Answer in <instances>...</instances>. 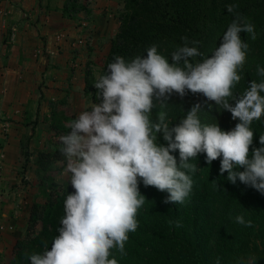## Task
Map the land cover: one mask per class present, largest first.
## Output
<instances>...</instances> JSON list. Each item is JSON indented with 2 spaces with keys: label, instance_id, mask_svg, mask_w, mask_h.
Listing matches in <instances>:
<instances>
[{
  "label": "clouds",
  "instance_id": "obj_1",
  "mask_svg": "<svg viewBox=\"0 0 264 264\" xmlns=\"http://www.w3.org/2000/svg\"><path fill=\"white\" fill-rule=\"evenodd\" d=\"M236 7L226 6L229 13ZM242 32L255 40V25L235 13L211 56L199 51V41L183 36V45L171 53V63L155 44L146 49V56L114 57L93 83L100 103L81 111L66 124L70 131L59 136L61 176L74 191L63 201L59 235L52 238L51 250L48 241H42L41 251L24 254L28 264H118L109 258L111 250L126 255L125 242L137 230V212L145 203L139 183L167 192L165 203L182 204L193 187L189 173L197 170L190 160L200 153L206 154L208 164L222 157L220 175L227 172L232 184L239 180L264 194V135L259 137L261 146L249 152L254 137L250 126L264 115V67H257L259 83L252 80L243 93L233 91L250 51ZM196 57L204 58L193 62ZM188 92L203 94L239 123L229 131L218 123L202 124L200 103L175 126L166 122L165 111L155 121L150 119L154 102L163 107L172 95L183 98ZM158 134L166 146L157 142ZM176 150L179 164L171 154ZM236 222L251 227L243 216L238 215ZM175 224L180 226L179 221ZM240 264L255 260L242 259Z\"/></svg>",
  "mask_w": 264,
  "mask_h": 264
},
{
  "label": "trees",
  "instance_id": "obj_2",
  "mask_svg": "<svg viewBox=\"0 0 264 264\" xmlns=\"http://www.w3.org/2000/svg\"><path fill=\"white\" fill-rule=\"evenodd\" d=\"M231 4L237 5L234 13L227 11L226 6ZM83 8L77 0H65L62 14L73 18ZM235 13L242 14L254 24L256 33L255 40L249 33H240L242 40L249 44L250 51L242 69L238 70L242 79L233 91L243 93L252 80L259 83L262 79L257 74V67H264V0H124L118 29L107 52L96 60L101 67L98 77L106 73L107 65L113 62L115 56H123L126 60L137 55L146 56V49L153 44L171 63V53L183 45V36H187L189 41H199V51L204 53V57L211 56L213 50L219 47ZM9 32L12 34L15 31L12 28ZM204 57L193 58V62ZM88 78L85 80V91L94 94L97 90ZM154 103L156 107L150 119L155 121L157 114L165 111L169 126L179 124L196 103L202 105L198 113L202 124L218 123L222 130L229 131L239 123L238 119H232L230 112L216 107L214 101H207L201 93L188 92L183 98L174 94L163 107L160 102ZM250 128L254 132L253 145L249 149L251 155L253 147L261 146L259 137L264 135V115L254 120ZM50 130L57 137L70 131L54 121ZM157 142L166 146L162 134H158ZM60 147L38 150L35 156L36 170L48 180L50 187L56 185L54 175L63 168V165L53 166L64 160ZM171 154L179 164V150ZM190 163L197 165V170L189 173L193 187L182 204L165 203L167 192L139 183L145 203L138 209V228L128 234L125 252L141 249L139 256L142 264H216L218 257L220 264H240L242 259L246 261L250 258H254L255 264H264V194L239 180L235 184L229 182L227 172L220 175L218 159L208 164L205 153L198 154ZM73 191L69 183L62 191L52 189L42 203L32 204L28 235L16 240L12 256L6 264H28L24 254L41 251L42 241L45 240L51 250L52 238L59 235L56 228L63 215V201ZM238 210L239 216H243L246 222L251 221V227L236 222ZM176 221H179V227ZM211 229L214 231L211 236L214 237V248L210 245ZM117 251L112 249L109 258H113Z\"/></svg>",
  "mask_w": 264,
  "mask_h": 264
},
{
  "label": "rangeland",
  "instance_id": "obj_3",
  "mask_svg": "<svg viewBox=\"0 0 264 264\" xmlns=\"http://www.w3.org/2000/svg\"><path fill=\"white\" fill-rule=\"evenodd\" d=\"M14 1L16 0H0L1 63H4L6 61H14V63L17 64V60H21L19 59L20 56L16 50H9L17 37V35L15 34L16 32L12 33V35L9 32L12 31V27L9 26V17L11 15L10 8H13L12 14L19 12L18 10H16V5L20 3V1L17 0V4ZM30 2L31 3H28L30 5H26H28V11H37L38 18H36V23H38L39 21H47L46 24H50L52 22L49 28L53 27V29L48 33H52L55 36L56 41L57 34L67 30L66 28L57 29V22L63 21V18H66L69 20V22L75 23L77 25H81L82 22H86L87 29L85 33L88 36V40L84 49L89 46V43L92 40V26L96 25V19L93 17V7H97L98 9L106 8L104 6L105 0H77L78 5L84 8L75 13L73 18H70L65 14V16H63L62 14V6L65 0H30ZM116 2L117 3H115L112 7L111 4L107 6V12L111 15L108 20L111 21L109 24L112 30L113 28L115 29L117 27V22L119 26V18L121 13L124 11V0H116ZM32 4L34 5L32 6ZM6 10L9 11V13L6 12V15L2 14ZM46 15L49 16V18H46ZM42 24L45 26L44 23ZM13 30L15 31L16 29ZM36 31L38 32L39 30ZM38 35L40 36V33H38ZM106 39L111 40L112 38L110 37ZM105 40L102 42L103 47L102 45H100L98 49L100 53L98 54L99 57H101V55H103L104 52L106 53L108 50L107 49L106 51H104V48L106 47ZM40 46L41 45L35 44L34 46H32V50H35ZM79 48L83 49V47H76L75 49ZM35 60H39V58H35ZM94 60L95 59L93 57L91 60H89V62L93 63ZM89 62L86 64L85 70L87 72L89 71V69H91V74L89 75L88 79L91 81V83H94V78L96 79L100 74L101 67L94 64L91 66ZM13 67L14 66L8 67L7 70H10ZM18 74L20 75V72H18ZM22 82H24L23 78L17 76L14 82L15 92L13 94L16 96L14 97L15 99L12 98L9 99V101L6 100L8 95L6 86H0V101H2L3 103H9L7 104V107L10 106L11 109L15 106H19L12 110L24 111L26 115V117L24 118H26V121H28V123H24L21 120L11 118L10 116H4L2 113H0V134L2 135V138L0 137V264L8 263L12 256V249L16 240L18 238H25L28 235V219L32 204L34 202L42 203L45 200L46 195L52 189L62 191L69 184L67 178L61 176V171L60 173L54 175L56 185L54 187H50L48 180L42 175V173L37 172L36 166L33 161L35 160L36 153L38 150H40V148L49 150L55 148L56 146H60L58 138L59 136H54L50 130L51 122H59L62 126H66V124L69 121L75 119L77 115H66L65 108L64 106H62V102H58L62 101L63 99L58 100V96L53 97L51 95L52 93H50L51 91L45 92L42 88L47 87L45 84L29 85V83L24 84ZM7 85L10 88L13 86L11 81H9ZM29 91H31V98L28 99L27 103H25V100L22 102L20 100L21 96ZM4 95L6 97H4ZM51 97L55 99H51ZM91 99H94L96 101V95H90L88 100L91 101ZM97 101V103H100L99 100ZM23 104L24 109H22ZM91 107L92 105H90L87 101L85 105L82 104L81 107L78 108V111L81 112L84 110H91ZM10 121L23 124V126H25L28 130L22 133L23 136L21 137V143H18V145H16L18 149L17 151H15V156L17 155L18 161L16 160L15 163L12 160L11 163L5 164L4 150L6 149V147L3 144L7 142L8 135L10 134ZM8 126L9 128H7ZM234 127L235 125H233L230 130L234 129ZM14 149L15 147L12 148L13 151ZM221 159L222 157L218 158V164ZM61 162L62 161L56 162L53 166L60 167L63 165L64 167V163ZM24 200L27 202H23ZM217 207L218 206L216 204L214 206L215 212ZM236 214L241 215L239 213V210L236 212ZM210 232V245L212 248H214V237H211L212 235H214V231L211 229ZM140 252L141 249H139L138 252L126 251V255H121L119 251H117L113 258L117 259L118 264H142L141 256H139Z\"/></svg>",
  "mask_w": 264,
  "mask_h": 264
},
{
  "label": "crops",
  "instance_id": "obj_4",
  "mask_svg": "<svg viewBox=\"0 0 264 264\" xmlns=\"http://www.w3.org/2000/svg\"><path fill=\"white\" fill-rule=\"evenodd\" d=\"M16 1L14 2L16 3ZM18 1H20V3H18L19 5L16 3V10L19 12L12 14L13 8H10L11 15L9 17V26H11L13 29H16L15 34L17 37L9 50H16L20 56L19 59L21 60H17V64H15L14 61H6L4 63L0 62V86H6L8 90L6 100L9 101V99H12L16 96L13 95L15 92L14 82L18 76L23 78L24 82L22 83L24 84H45L47 87H42L45 92L51 91L50 93H52L51 95L53 97L58 96V100L63 99L62 101L58 102H62V106L65 108L66 115H78L80 113L78 108H80L82 104L85 105L87 101L90 105L97 103V100H88L90 95L94 96L96 93L92 94L91 92L85 91L86 77H89L91 74V69L86 72L85 67L89 60H91L93 57L95 60L100 58L98 55L100 54L98 51L100 45H102V42L106 38H113L117 31L118 22L116 23L117 27L115 29L113 28L112 30L109 24L111 21L108 20L111 15L107 12V6L110 4L111 7L114 6V4L117 3L116 0L115 2L114 0H105L104 6L106 8L104 9L93 7V17L96 19V25L92 26V40L89 43V46L85 49H75L74 47H71V38H67L65 40L66 43L64 42V44L57 42L55 36L52 33H48L53 29V27L49 28L52 22L50 24H46L47 21H39L36 23V18H38L37 11H28L29 9L27 6L30 5L28 4L31 3L30 0ZM33 5L34 4H32V6ZM46 18H49V16L46 15ZM42 23H44L45 26ZM57 25V29L66 28L67 30L63 32L70 35V37L75 36L80 30V25L69 22V20L66 18H63V21L57 22ZM36 30L39 31L37 32ZM38 33H40V36ZM110 41L111 40L109 39L105 40L106 47L104 48V51L108 49ZM35 44L41 45L37 48L41 51L38 56H35L36 49L32 50V46ZM35 58H39V60H35ZM95 60L93 63L89 62V64L91 66L93 64L97 65ZM11 66L14 67L10 70H7V68ZM18 72H20V75ZM9 81H11L13 84L11 88L7 85ZM4 97L6 96L4 95ZM53 97H51V99H55ZM29 98H31V91L23 94L20 100L22 102L25 100V103H27ZM7 104L9 103H3L0 101V113H2L4 116H10L11 118L28 123L26 118H24L26 117L24 111L12 110L19 106H15L11 109L10 106L7 107ZM22 109H24V104ZM9 123L11 124L10 134L8 135L7 142L3 144L6 147L4 150L5 164L11 163L12 160L16 163L17 155L15 156V151L18 149L16 145L21 143V137L23 136L22 133L28 130L25 126H23V124L15 123L13 121H10ZM7 128H9V126ZM0 137L2 138L1 134ZM14 147L15 149L13 151L12 148ZM42 149L44 148H40V150ZM23 202L27 201L24 200Z\"/></svg>",
  "mask_w": 264,
  "mask_h": 264
},
{
  "label": "built area",
  "instance_id": "obj_5",
  "mask_svg": "<svg viewBox=\"0 0 264 264\" xmlns=\"http://www.w3.org/2000/svg\"><path fill=\"white\" fill-rule=\"evenodd\" d=\"M9 11H4L2 14L6 15ZM86 22H82L80 25V30L77 32L75 36L68 35L67 33H59L57 34L56 38L58 42L64 43L67 38H71L70 45L74 48L78 47H85L87 44L88 36L86 35ZM12 35V34H11ZM40 54V49H36L35 56Z\"/></svg>",
  "mask_w": 264,
  "mask_h": 264
}]
</instances>
